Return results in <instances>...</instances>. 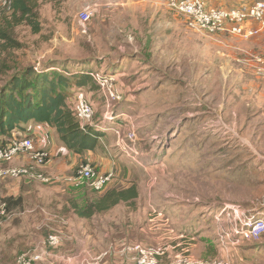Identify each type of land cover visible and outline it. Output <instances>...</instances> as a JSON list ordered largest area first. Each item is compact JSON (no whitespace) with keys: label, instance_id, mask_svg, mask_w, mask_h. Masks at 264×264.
<instances>
[{"label":"rangeland","instance_id":"1","mask_svg":"<svg viewBox=\"0 0 264 264\" xmlns=\"http://www.w3.org/2000/svg\"><path fill=\"white\" fill-rule=\"evenodd\" d=\"M204 1L237 7L260 0ZM88 5L93 16L84 24L79 12ZM37 11L42 31L34 33L26 23L14 28L22 47L9 51L15 69L6 71L0 63V85L21 68L51 63L55 67L48 72L72 71L86 63L93 72L116 73L127 96L119 101L126 115L115 117L113 125L103 120L106 110L100 116L95 112L94 126L102 124L100 130L113 136L101 140L98 155L106 157L102 148L115 146L110 129L117 126L135 131L141 156L124 155L108 187L136 184L140 196L129 209L141 218L158 219L167 232V219L174 218L178 230L201 243L188 254L194 258L264 264V236L248 240L235 235L248 216L264 212V22L252 23L260 31L251 36L199 32L188 17L169 9L167 0H38ZM10 14L0 0V19ZM86 95L99 100L88 90ZM0 181L7 185L11 180ZM31 183V188H45L38 200L14 203L7 214L0 210V264H19L22 254L45 250L48 236L57 233L58 205L80 199L79 192L58 196L51 189L74 188L62 183ZM77 188L85 192L91 187ZM61 210L70 211L67 206ZM98 237L87 250L90 242L83 238L64 239L34 264H119V250L106 255L112 242ZM217 237L226 250L221 255L214 247ZM232 248L240 262L229 259Z\"/></svg>","mask_w":264,"mask_h":264},{"label":"built area","instance_id":"2","mask_svg":"<svg viewBox=\"0 0 264 264\" xmlns=\"http://www.w3.org/2000/svg\"><path fill=\"white\" fill-rule=\"evenodd\" d=\"M7 6L8 0H3ZM169 9L176 11L189 18L190 27L208 34H219L230 32L239 36H251L260 31L258 25L264 22V0H260L251 6L237 7H217L208 6L204 0H167ZM93 7L85 6L80 12V20L85 24L92 19ZM117 74L109 71L92 72L93 79L98 85L108 104L122 101L124 92L119 87ZM73 106L81 128L86 131L88 126H94L95 116L94 105L86 95L84 87H78L74 92ZM113 116H106L107 119L114 120ZM39 131L40 136L46 137L49 133V126L44 124ZM99 129L102 124L98 125ZM103 130V129H101ZM116 138V148L129 159L137 160L141 156V149L136 143L135 131L112 126L111 129ZM28 155L30 162L21 166L0 167V179L5 178H28L45 184H64L70 187H82L87 185L96 192H102L114 179V172H100L91 164L80 166L72 175L61 177L48 174L45 166L48 163L49 154L44 147H38L33 136H19L10 141L6 146L0 145V161H9L20 155ZM1 213L7 214L5 202L0 203ZM242 235L248 240L258 239L264 235V216H248L239 229L235 230V235ZM231 235V234H230ZM234 237V236H233ZM63 242V238L58 233H52L46 241V248L41 252L24 253L19 258V264H34L44 260L49 248H56ZM114 246L106 253L109 254ZM123 255H127L135 264H232L230 260L213 259L203 260L183 255L176 257L168 263L160 262V258L166 255V251L161 246L146 245L143 243H126L121 249Z\"/></svg>","mask_w":264,"mask_h":264},{"label":"crops","instance_id":"3","mask_svg":"<svg viewBox=\"0 0 264 264\" xmlns=\"http://www.w3.org/2000/svg\"><path fill=\"white\" fill-rule=\"evenodd\" d=\"M85 90L90 92V95L93 96L98 94L99 100L96 98H90L97 116L103 114V109L106 110L103 120H106V116H113L119 119V116L124 113L125 109L123 105H120L121 102H117L116 105L110 108L107 99L103 96L100 89H91L90 87H84ZM125 91V88H124ZM125 95V94H124ZM127 96H125L126 98ZM102 113H101V111ZM96 116V118H97ZM102 120V121H103ZM115 120V119H114ZM114 120L112 121L114 123ZM111 122V123H112ZM49 126V133L46 137L40 136L39 131L43 129L45 125L36 123L34 121L27 124V131H15L14 133L21 136L26 135L28 132L34 134V138L38 147H44L50 152V159L45 166V171L52 173L54 176H69L72 175L80 166L91 164L96 167L100 172L113 171L114 166L119 164L121 161L126 159V157L119 152L115 146H105L106 151L102 148L103 153H107L106 157L98 155V148L101 144V140L108 137H113L108 134H105L104 131H99L101 139L93 149H85L83 151H74L68 148L64 142L60 139V136L57 132L56 127L47 124ZM115 125V123L113 124ZM97 129V127H93ZM115 137V136H114ZM115 158H113V154ZM30 162L29 156L24 154L19 157L13 158L7 162H0V166L4 163L6 166H21L28 164ZM97 163V164H95ZM96 165V166H95ZM2 167V166H1ZM11 181L7 185H3L0 181V197H12L15 200L20 199V203H23V199L35 197L38 200L45 191V188H31L32 183L28 178H7ZM37 182V181H36ZM35 186V185H34ZM53 189L58 196L66 194H76L81 193L79 198L70 199V201L64 202L62 205H58L59 210H56L54 213V220L58 224V227L55 228L56 232L60 234L64 239H71L72 242L83 241L90 242L88 246L85 245V250L92 248L93 242L97 240L99 235L104 237L105 240L112 242V246L119 250L117 252V262L119 264H134L127 255H123L121 249L126 243H144L146 245H163L166 251V255L161 257V261L168 263L169 261L175 260L176 257L182 256L184 254L188 255L189 252L195 250V246L201 243H195V237L187 235V232L183 229H177L174 224V218L168 217V232L166 229H162V223L155 218H141L135 215L133 209H129L130 206L126 202L119 203L104 211L102 213H97L86 217L80 215L76 210V206H85L89 201H91L93 194L97 193L92 188L84 192V188H51ZM71 192V193H70ZM65 196V195H64ZM68 207L69 213L66 215L61 207ZM264 216V212L262 215ZM96 218H100L96 220ZM99 221V223L97 222ZM65 225L64 228L61 225ZM203 237V236H202ZM161 239H167L168 241L162 243ZM204 239V238H199ZM218 237L216 238L215 248L219 255L225 253V248L220 246L217 242ZM199 241V240H197ZM202 241V240H201ZM204 244V242L202 241ZM234 247V245L232 246ZM233 251V248H232ZM87 252V251H86ZM233 251L232 254L228 253L229 259L233 260L234 263L240 262L235 261ZM239 253V252H238ZM234 254V255H233ZM236 258V257H235ZM240 260L244 261L243 258Z\"/></svg>","mask_w":264,"mask_h":264},{"label":"trees","instance_id":"4","mask_svg":"<svg viewBox=\"0 0 264 264\" xmlns=\"http://www.w3.org/2000/svg\"><path fill=\"white\" fill-rule=\"evenodd\" d=\"M37 6L38 0H8L6 7L11 12L10 17L0 19V55L7 53L4 59H0V63L6 71L16 68L9 63V51L22 47V43L14 37V28L26 23L30 25L32 32L42 31ZM52 67H55L53 63L43 68L26 66L0 85V145L6 146L19 137L15 131H27V124L31 121L56 127L60 139L76 152L93 149L97 145L101 139V130L88 126L84 131L71 101L78 87L97 89L98 85L92 76L95 69L84 63L75 70H65L67 74L56 69L48 72L47 69ZM26 135L34 137L30 132ZM139 196L136 184L125 188L108 187L93 194L91 201L85 206H76V211L89 217L122 202L133 205ZM1 202H5L6 207L10 208L14 203H20V199L2 197Z\"/></svg>","mask_w":264,"mask_h":264}]
</instances>
